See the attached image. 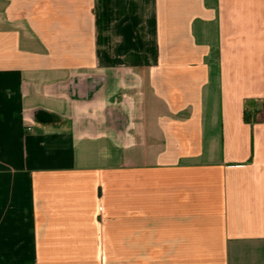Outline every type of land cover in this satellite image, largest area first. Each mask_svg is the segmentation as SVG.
<instances>
[{
    "label": "crops",
    "instance_id": "obj_1",
    "mask_svg": "<svg viewBox=\"0 0 264 264\" xmlns=\"http://www.w3.org/2000/svg\"><path fill=\"white\" fill-rule=\"evenodd\" d=\"M0 264H264V0H0Z\"/></svg>",
    "mask_w": 264,
    "mask_h": 264
}]
</instances>
